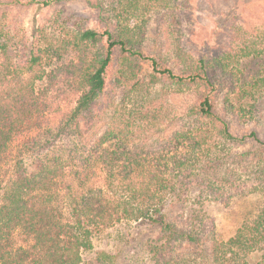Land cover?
Returning a JSON list of instances; mask_svg holds the SVG:
<instances>
[{"label":"trees","instance_id":"obj_1","mask_svg":"<svg viewBox=\"0 0 264 264\" xmlns=\"http://www.w3.org/2000/svg\"><path fill=\"white\" fill-rule=\"evenodd\" d=\"M196 1H0V18L9 23L11 11L18 5L22 9L40 3L42 8H53L57 21L69 25L65 33L69 41L51 48L58 57L68 52L74 55L69 65L48 74L47 83L36 86L43 75L34 74L41 70L45 51L37 42L27 54L17 57L9 43L18 37L20 20H15V33L7 23L0 25V171L2 164L14 159L13 180L0 204V264H79L80 253L92 248L90 228L119 218L117 206L101 190L87 189L73 209V222L62 221L53 189L75 161L80 164L76 177L83 187L95 167L103 171L108 186L123 172L126 193L137 203L134 208L124 204L123 216L145 219L158 229L149 246L158 263L248 264L243 259L246 255L259 247L264 251V210L225 243L216 241L213 224L202 219V211L173 220L165 210L167 197L181 200L192 190L197 191L198 203L212 199L229 204L246 194L264 195V169L260 166L264 141L255 131L233 136L226 119L235 112L230 96L240 94L237 74L241 60L263 54L264 12L255 18L248 8L239 10V0H231L228 9L220 7V0H206L214 23L209 30L201 28L202 39L192 47L182 43L177 32L192 20ZM76 2L88 6L101 31L88 26L89 17L70 9ZM204 3L198 4L202 7ZM150 16L154 25L149 27ZM25 73L32 78L22 77ZM64 84L77 95L76 103L61 114L49 133L56 141L74 137L90 144L82 154H71L70 160L37 161L30 169L23 157L40 138L23 141L15 155L11 145L20 135H38L43 129L41 115L48 108L45 97ZM104 93L110 94L109 99L95 111L93 107ZM186 95L192 101L181 111L176 101ZM144 124L157 126L161 140L152 145L136 143L135 131ZM249 140L259 146L233 152L234 145L242 147ZM252 162L260 169L257 185L242 188L236 183L235 169H250ZM16 230L31 240L28 248L14 247ZM180 250L188 252L185 263ZM226 253L233 256L225 259ZM96 262L116 264L115 257L103 251L97 253Z\"/></svg>","mask_w":264,"mask_h":264},{"label":"rangeland","instance_id":"obj_2","mask_svg":"<svg viewBox=\"0 0 264 264\" xmlns=\"http://www.w3.org/2000/svg\"><path fill=\"white\" fill-rule=\"evenodd\" d=\"M0 1L7 2L9 0ZM20 1L22 3H27L29 0ZM199 1L201 2V0H197L192 6V20L186 21L180 32H177V34H181L180 39H182V43L185 42L188 45H192V47L196 46L200 39H202L201 36H203V34L201 28L205 27L207 30L211 29L215 19L212 12L208 9V1L206 2L205 0L202 7L198 4ZM220 1V7L222 6V8L225 9H228L232 4L231 0ZM239 1V10H243L245 7L251 12H254L255 18L258 16L262 17L264 12V0ZM18 6L11 11L10 23L8 20L6 22L1 17L0 25L7 23L11 31L12 28L15 29V20H20L22 27L20 30L18 29V35H16L18 37H15L16 39L9 43L10 48H13L17 57H20L22 54H27L31 47L35 46L37 42L40 48L45 51L41 70L38 74H34L40 75L42 73L43 78L40 81H36V86H41L42 83H47L48 74L51 75L55 69L60 67H66L74 59L72 52L61 54L58 57L54 51V49L59 48V46L64 43V40L69 41V38L65 34L69 25L63 23L60 19L57 21L54 9L42 8L40 3L22 9L18 8ZM215 6H217V4ZM70 9L76 10L89 17L88 26L101 31L97 22L93 20L94 18L91 16V10L87 5L76 2ZM56 10L58 11L59 9ZM255 18L253 22L258 24ZM147 20V25H149V27L154 25V18H152V16ZM135 23L140 24V21ZM72 29L73 28H71V31ZM23 32L24 37H22ZM11 33H15V31L12 30ZM51 46L54 49L51 48ZM262 50L263 54L260 57H250L241 60L239 64V73L237 74L239 79L237 91H239L240 94L237 97H235L236 93L230 96V102L234 105L235 112L228 115L226 119L230 123L233 136L241 137L255 131L258 138L264 141V46ZM1 59L2 55L0 53V60ZM148 67L149 66L145 65L146 70ZM22 77L32 78L28 73H25ZM259 80L263 82L258 83ZM245 93L247 96L240 100L239 97ZM109 95L104 93L98 99V102L93 107L95 111L98 107H103L105 101L109 99L107 98ZM76 99L77 95L72 93L67 84L52 88L47 97H45V101L48 103L47 111L41 115L39 121L43 129L38 135L36 132H31L16 138L11 145L12 148L10 147L13 155L17 153V149L22 145L23 141L30 137L34 138V136L40 138L39 144L24 154L23 157L25 165L30 169H33L37 161L56 159V157L69 159L71 157L70 155L75 152L82 154L88 143L90 144L87 140L82 141L71 137L66 139L61 138L60 141H56L53 136L54 134L49 133V131L54 130L55 126L58 124L61 114L75 105ZM191 99L189 95H186L184 99L176 101V104H178L177 106L183 111L190 105ZM174 101L175 99L173 102ZM110 112L112 114L114 113L111 109ZM236 112L238 113L237 115L235 114ZM163 126L164 125H162V127ZM156 127L157 126H145L144 124L137 132L135 131L136 143L147 141L148 144L152 145L153 141L161 140L162 137L156 132V129H158ZM251 146L257 147L259 145H255L253 141L249 140L246 145L242 147L234 145L232 149L233 152L239 153L247 148L251 150ZM13 160L14 159L6 161L1 166L0 204L13 180ZM262 160L260 166L264 169V158ZM252 163L253 166L250 169H235V178L238 179L236 183L242 188L257 185L256 177L260 169L256 166V162ZM77 169H80V164L77 161L67 166L62 177L57 180V186L53 189L54 195L56 196V205L62 214V221L68 223L73 222V209L77 206L78 202H80L81 196L86 194L87 189L101 190L102 194L106 196L112 204L117 206L119 212V218L106 226H92L90 228V242L92 248L89 251H82L80 253L81 261L79 264H98L96 262V256L98 252L102 251L113 255L116 264H162L158 263L155 257L149 252V246L154 244L153 241L158 234V229L152 228L145 219L137 220L133 216L129 218L123 216L124 204L131 205L133 208L135 207L134 205L137 204L132 202L129 195L126 193V185L128 182L123 178V172L115 178L112 186H108L103 171L99 167H95L93 174H89L90 177L83 187L76 177ZM197 196V191L192 190L187 195H182L181 200H173L167 197L165 210L173 220H175V217L183 216L186 218L190 217V214L193 212L202 211V214H204V218L202 219H206L209 223L213 224L215 239L219 243H225L230 238L234 237L237 230L243 225H251L256 220V216L260 211L264 210V195L258 192L246 194V196L235 197L229 204L216 202L212 199L201 201L200 204L197 202ZM12 237L14 247L22 246L28 248L30 246L31 240L23 236L19 230L14 231ZM179 254L182 261L184 260L183 262L185 263L188 252L180 250ZM225 256V259H230L233 254L226 253ZM239 257L243 258L242 256ZM243 259H245L248 264H264V251H261L260 247L259 249L256 248ZM224 261L226 260L223 259V262Z\"/></svg>","mask_w":264,"mask_h":264}]
</instances>
